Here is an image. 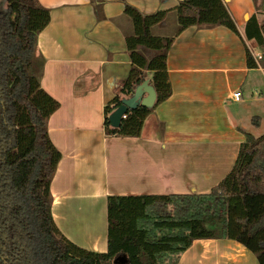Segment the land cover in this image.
<instances>
[{
    "label": "crops",
    "instance_id": "obj_1",
    "mask_svg": "<svg viewBox=\"0 0 264 264\" xmlns=\"http://www.w3.org/2000/svg\"><path fill=\"white\" fill-rule=\"evenodd\" d=\"M40 1L52 14L38 40L46 58L41 86L61 105L48 121L62 152L52 213L74 243L107 252L109 196L210 192L234 166L246 134H264V46L248 39L246 28L254 14L264 24V0H224L239 33L191 26L175 38L167 59L172 95L147 116L140 136L129 137L108 136L104 122L132 68L126 37L134 30L125 7L154 13L181 0ZM152 30L175 35L177 13ZM209 241L219 247L208 249ZM251 252L231 239H199L179 264H220L215 258L223 255L233 258L228 264H253Z\"/></svg>",
    "mask_w": 264,
    "mask_h": 264
},
{
    "label": "trees",
    "instance_id": "obj_2",
    "mask_svg": "<svg viewBox=\"0 0 264 264\" xmlns=\"http://www.w3.org/2000/svg\"><path fill=\"white\" fill-rule=\"evenodd\" d=\"M5 4L0 0V264H179L195 240L222 238L245 245L264 264V134H246L234 166L210 192L109 196L107 252L86 249L58 228L51 184L62 152L48 121L61 105L41 86L46 58L38 46L52 14L40 0ZM171 11L178 15L176 34H154ZM124 12L133 22L126 37L132 68L105 107L104 122L108 136L129 137L140 136L147 116L172 95L167 59L182 31L239 29L224 0H181L154 13L127 4ZM246 28L247 38L264 46L256 14ZM247 64L257 66L249 49ZM146 79L155 104L129 108L114 127L109 115ZM118 256L127 261L115 262Z\"/></svg>",
    "mask_w": 264,
    "mask_h": 264
},
{
    "label": "water",
    "instance_id": "obj_3",
    "mask_svg": "<svg viewBox=\"0 0 264 264\" xmlns=\"http://www.w3.org/2000/svg\"><path fill=\"white\" fill-rule=\"evenodd\" d=\"M156 90L149 84V79H146L137 89L133 96L122 101V105L116 108L109 116V121L114 127H119L122 124L123 117L129 111V108H136L140 104L145 106H153L156 100ZM127 259L124 256H118L115 262L125 263Z\"/></svg>",
    "mask_w": 264,
    "mask_h": 264
},
{
    "label": "rangeland",
    "instance_id": "obj_4",
    "mask_svg": "<svg viewBox=\"0 0 264 264\" xmlns=\"http://www.w3.org/2000/svg\"><path fill=\"white\" fill-rule=\"evenodd\" d=\"M2 2H3V4H5L6 3V0H1ZM3 7H6V4L5 5H3ZM263 9H264V7H263ZM174 16H176V14H174ZM167 23V22H166ZM169 23V22H168ZM174 31V30H173ZM173 31H171V32H173ZM252 46V45H251ZM253 48H254V46H252ZM261 87H262V89L264 90V84L263 85H261ZM256 91V90H255ZM257 91L258 92H260L261 91V88H258L257 89ZM203 245H205L208 249H211L212 250V247L213 246H215V247H219V245H218V242H216V241H209V242H204L203 243ZM252 253V252H251ZM253 254V253H252ZM253 256H254V259H255V261L253 262V264H260V263H258V260H257V257H256V255L255 254H253ZM216 259V261H217V263L219 262L220 264H228L227 262H231L232 263V261H233V258H229V257H227L226 255H223L222 257H219V258H215ZM249 264H251V263H249Z\"/></svg>",
    "mask_w": 264,
    "mask_h": 264
},
{
    "label": "built area",
    "instance_id": "obj_5",
    "mask_svg": "<svg viewBox=\"0 0 264 264\" xmlns=\"http://www.w3.org/2000/svg\"><path fill=\"white\" fill-rule=\"evenodd\" d=\"M241 94H242L241 91H237V92L234 94V99H235V100L240 99Z\"/></svg>",
    "mask_w": 264,
    "mask_h": 264
}]
</instances>
